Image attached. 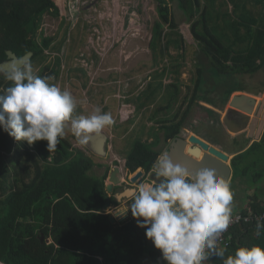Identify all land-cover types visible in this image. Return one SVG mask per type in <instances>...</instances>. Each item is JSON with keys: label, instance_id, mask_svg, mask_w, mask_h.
<instances>
[{"label": "trees", "instance_id": "1", "mask_svg": "<svg viewBox=\"0 0 264 264\" xmlns=\"http://www.w3.org/2000/svg\"><path fill=\"white\" fill-rule=\"evenodd\" d=\"M175 1L206 57L196 70L194 100L208 85L209 75L249 74L264 68V0H223L221 5L231 4V9L224 11L215 7L216 0ZM247 2L253 5L249 7ZM258 4L259 9L255 8ZM156 10L159 18L153 24V39L161 47H167L170 38L159 44L165 36L163 26L166 24L168 30H173L177 24L165 0H158ZM47 11L59 14V0H0V62L6 59L7 49L18 57L27 51H32L30 59L44 57L45 49L51 48L52 37L43 35L39 25ZM56 62L43 65L36 75L56 74L59 60ZM10 84L0 74V93ZM191 103L192 100L189 106ZM46 145V141L32 145L17 142L0 129L1 263L138 264L143 254L155 264L166 263L160 251L146 239V229L138 227L132 216L122 221L109 220L105 203L117 202L113 195L106 197L108 166L97 174L92 156L81 149L72 150L66 137L60 140L55 152L49 153ZM262 145L264 133L247 153ZM21 153L23 158L18 159ZM157 154L158 151L137 138L125 156L124 167L127 172L139 167L148 172ZM242 157L236 154L232 163L239 165ZM256 160L257 157L245 164L240 172L245 174ZM260 175L251 174L253 179ZM262 210L264 206L255 195L250 209L240 212ZM255 226L256 223L239 222L229 228L230 243L218 246L226 249L225 257L233 255L238 247L264 248V231L257 236ZM48 238L51 241L47 242ZM206 264H222V261L212 256Z\"/></svg>", "mask_w": 264, "mask_h": 264}, {"label": "rangeland", "instance_id": "2", "mask_svg": "<svg viewBox=\"0 0 264 264\" xmlns=\"http://www.w3.org/2000/svg\"><path fill=\"white\" fill-rule=\"evenodd\" d=\"M165 1L177 24V29L173 30H168L166 24L163 26L165 36L159 44L170 38L172 41L167 47H161L153 39V24L159 18L156 10L158 0H59V14L47 11L42 15L39 30L43 35L51 36L52 41L51 48L45 49L43 58L29 59L34 74L43 65H53L59 60L56 66L58 72L52 75L54 79L50 83L70 91L76 98L77 108L73 117L89 116L99 106L103 112L110 113L114 120L103 130L108 136L104 155L92 153L72 135L70 127L66 128L65 137L71 142L72 150L81 149L92 156L97 174L103 172L107 165L109 169L118 165L122 175L127 173L125 156L135 139L146 140L145 121H158L153 116L162 110L158 114L162 117L164 108H168L169 113L181 110L191 95L198 64L206 61L176 1ZM221 1L216 0L215 7L222 11L231 9L229 2L221 5ZM247 5L251 7L253 4L247 2ZM259 7L258 4L255 8ZM161 49L164 50L163 54L160 53ZM209 78L205 87L216 89V83H219L217 88L221 93L244 86L237 74L221 77L209 75ZM252 78H259L258 73ZM263 95L264 92L257 97ZM200 98L208 96L201 95ZM228 107L226 103L219 109L220 117ZM195 108L194 116H201L200 108L194 105ZM211 128L205 127L209 135L212 134ZM215 132L212 135L219 138ZM189 143L186 142L187 145ZM23 155L19 154L18 159H22ZM232 167L235 174L240 175L238 164H232ZM253 172L257 171L253 168L248 170L250 175ZM130 174L132 172L127 175ZM135 184L123 181L114 186L113 192L108 195L121 191L125 185ZM139 185L136 184V189ZM129 201L130 197L117 205L122 206ZM113 203L104 211L114 213L118 208L115 209Z\"/></svg>", "mask_w": 264, "mask_h": 264}, {"label": "clouds", "instance_id": "3", "mask_svg": "<svg viewBox=\"0 0 264 264\" xmlns=\"http://www.w3.org/2000/svg\"><path fill=\"white\" fill-rule=\"evenodd\" d=\"M4 75L11 84L0 93V129L17 142L46 141L51 153L66 128L86 144L114 123L99 106L89 116L74 118L76 98L50 83L54 77L34 74L28 59L13 60ZM152 172L156 183L131 189V202L118 214L130 210L166 264H206L212 256L222 264H264L260 246L238 247L225 257L226 249L217 245L232 223L234 194L229 181L212 168L189 173L174 164L167 151L157 156ZM255 231L257 236L264 231V216L257 218Z\"/></svg>", "mask_w": 264, "mask_h": 264}, {"label": "crops", "instance_id": "4", "mask_svg": "<svg viewBox=\"0 0 264 264\" xmlns=\"http://www.w3.org/2000/svg\"><path fill=\"white\" fill-rule=\"evenodd\" d=\"M256 73H258L259 78L253 80L252 76H255ZM240 77L243 80L244 86L231 89L230 91L227 90L224 93H221L217 88L219 83H216V89H209L205 87L203 89L204 91L197 97V105L200 106V110L202 111V107H206V110L209 111L212 118L218 116L216 111L220 112L219 108L230 100V97L233 93L246 92L255 98V104L253 105L252 112L247 114L244 122L242 121L243 118L239 120V122L242 121V123L238 125L237 130L235 129V131H231L224 124L225 118L228 119L230 123H232V125L236 122L237 117H239V113L238 110L235 109L233 110V114H227V111H225L226 113H224L222 117H220L219 115V123L215 125L214 128H211L212 134L213 131H216L215 133H218L219 138H216L212 134L209 135L206 132L207 130H199V132H197V134L201 138L207 140L210 143L219 145L223 151L227 152L229 154V158H231L230 164H233L232 158L236 154L239 153L243 155L244 157L240 159L238 165L239 171L245 164L250 163L252 159L256 157L258 158V160H256L254 165L250 166V168H253L255 169V171L261 173V176L253 179L251 175L248 174V171L245 174L239 172L240 175H236L235 170H232V173L228 178L231 191L234 194L233 213L250 209V203L253 201V196L255 195L259 199V204L264 206V146L262 145V147H258L247 153V151L250 149V147H252L253 144L260 142L264 133V95L260 98L257 97L259 94L264 92V68L253 74H240ZM201 95H207L208 98L202 99L200 98ZM210 99L212 101H209ZM197 117L194 116V119ZM231 132H234V134H232ZM226 163L229 164L228 162ZM134 172L135 171H133L132 173ZM128 173L131 172H127L123 176H127L128 178ZM127 178L126 180H124L125 182H128ZM250 179L251 181H249ZM140 184L151 185L145 180H142ZM117 204L119 203L117 202L115 204V209L124 207L125 205L123 204L122 206H118ZM138 264L155 263L147 254H143L140 257Z\"/></svg>", "mask_w": 264, "mask_h": 264}, {"label": "water", "instance_id": "5", "mask_svg": "<svg viewBox=\"0 0 264 264\" xmlns=\"http://www.w3.org/2000/svg\"><path fill=\"white\" fill-rule=\"evenodd\" d=\"M31 55L32 51H27L23 55L18 57L13 51L7 49L6 59L0 62V74H5L8 71V66L13 60H16L17 58L29 60ZM254 104L255 98L252 95L246 92L233 93L230 97V100L228 101V105L238 110L239 117H237V120L235 123H233V125L228 119L225 118L224 124L226 125V127L231 131H235V129L237 130L238 125L241 124L242 121H245L247 114L252 112ZM240 119H242L241 122H239ZM107 137L108 136L106 135V133L102 131L99 135L92 136L88 143L84 145L88 149H90L92 153L97 155H104L106 154ZM189 141L194 142V151L191 149V147H187V151L188 153H194V159L190 154L183 152L185 141L182 139H178L176 141H173L168 152L173 163L181 166L189 173L196 172L203 168H212L216 171L218 176L224 177L228 181L232 170H234V168L231 167L232 164H230L231 158H229V154L223 151L219 145L210 143L200 136H197L196 134L190 135ZM226 162H228L229 164H227ZM142 174L143 170L141 169V167L137 168L135 172L132 173V175L128 176V184H135L136 182H138L142 177ZM150 179L156 183V178L154 177L153 172L150 175ZM124 180H126V178L122 175L120 167L118 165H114L109 172V175L105 182V189L107 192L106 197H109V192H113L114 186L121 184V182H123ZM131 189L136 188L132 185H125L121 191L114 192L113 196L116 202L120 203L123 201V199L131 197ZM130 202L131 201H129L128 203ZM110 206V202L105 203V207ZM123 208L124 207H119L114 213L109 214V220L111 222H114L115 220L122 221L131 216L130 210L126 215H119L118 212ZM40 241H44V236L42 233L40 234ZM236 241H239V237H237ZM108 263V261H105L102 264Z\"/></svg>", "mask_w": 264, "mask_h": 264}, {"label": "flooded vegetation", "instance_id": "6", "mask_svg": "<svg viewBox=\"0 0 264 264\" xmlns=\"http://www.w3.org/2000/svg\"><path fill=\"white\" fill-rule=\"evenodd\" d=\"M193 92H194V85H193L191 95L189 96L186 105L182 107L181 110L178 111V109H176L173 112L171 111L172 113L171 112L169 113L167 110L168 108L167 109L164 108L163 109L164 115L162 117L158 116V114H160L162 110H159L153 116V119H157L158 121L153 122L152 119L147 120V122L145 121L147 125V127L145 128L146 129L145 130L146 140H143V141L148 143L154 150L158 151L157 156L160 155L163 150L169 152L173 141L182 139L185 141L184 146H183V152L190 154L194 159V153H188L187 151V147H191V149L194 151V142L189 141V136L192 134L193 135L196 134L197 136H199L197 134L199 130H206L205 129L206 126L210 128L212 126V128H214L215 125L219 123L218 119H219L220 112L216 111L218 116L212 118L209 111L206 110L207 109L206 107H202L203 110L201 111L202 113L201 116L194 119V112L196 110V108L194 109V105L196 107H200V106L197 105L198 100L197 99L194 100V98H192ZM190 100H192V103L189 106ZM223 106H225V104ZM187 107L189 108L187 112L185 113V110L187 109ZM222 107H220L219 109H222ZM233 110L235 109L229 106L226 110L227 114L228 113L233 114L234 113ZM152 125L154 127H152ZM187 141L190 142L188 145L186 144ZM112 167L108 170V175ZM141 169L143 170V174H142V177L139 179V181L136 182V184L141 183V181L145 179H146L145 181H147L148 183L154 184L155 182H153L150 179L152 168L148 172H146L143 168ZM136 184L134 186L135 188L137 187Z\"/></svg>", "mask_w": 264, "mask_h": 264}, {"label": "built area", "instance_id": "7", "mask_svg": "<svg viewBox=\"0 0 264 264\" xmlns=\"http://www.w3.org/2000/svg\"><path fill=\"white\" fill-rule=\"evenodd\" d=\"M264 216V210L260 212H255V211H248L246 213H242L240 211H237L233 213L232 217V223L229 225L227 231L222 234V236L218 239L217 245L218 246H227L230 243L231 240V234L229 232V228L233 226L236 223L239 222H252L256 223L257 218ZM48 241H51L50 238ZM0 264H3L0 262ZM166 264V263H165Z\"/></svg>", "mask_w": 264, "mask_h": 264}]
</instances>
